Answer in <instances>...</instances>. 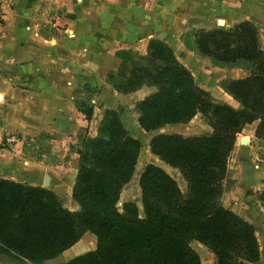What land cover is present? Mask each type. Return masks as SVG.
Instances as JSON below:
<instances>
[{
	"label": "trees",
	"instance_id": "1",
	"mask_svg": "<svg viewBox=\"0 0 264 264\" xmlns=\"http://www.w3.org/2000/svg\"><path fill=\"white\" fill-rule=\"evenodd\" d=\"M193 36L196 51L215 64L248 70L240 77L220 79L236 106L198 85L158 38L148 39L143 53L116 50L119 61L106 73L120 93L142 84L153 86L133 106L144 130L201 114L209 130L158 132L148 140L149 151L176 169L184 189L163 167L148 162L137 177L141 214L133 200L117 205L140 142L119 113L106 107L93 134L78 132L70 187L77 209L63 206L48 187L0 177V252L28 264H44L88 230L94 234V247L54 264H200L192 239L209 250L212 264H249L258 258L253 224L224 206L220 196L241 126L256 120L254 136L264 143V50L259 32L243 19L229 27L197 28ZM73 102L89 120L91 102L79 95ZM257 197L264 203L263 188Z\"/></svg>",
	"mask_w": 264,
	"mask_h": 264
},
{
	"label": "crops",
	"instance_id": "2",
	"mask_svg": "<svg viewBox=\"0 0 264 264\" xmlns=\"http://www.w3.org/2000/svg\"><path fill=\"white\" fill-rule=\"evenodd\" d=\"M0 10V136L14 139L0 147V177L43 186L47 174L45 187L69 209L78 208L69 198L76 134L95 123L93 134L102 110H117L124 95L106 80L119 61L116 50L143 53L148 39L158 38L191 73L240 77L248 70L198 53L193 34L243 19L256 26L264 50V0H0ZM78 95L92 104L89 120L74 106ZM255 124L244 123L236 135L220 200L253 224L259 254L249 264H264V203L257 197L264 189V152L255 148Z\"/></svg>",
	"mask_w": 264,
	"mask_h": 264
},
{
	"label": "rangeland",
	"instance_id": "3",
	"mask_svg": "<svg viewBox=\"0 0 264 264\" xmlns=\"http://www.w3.org/2000/svg\"><path fill=\"white\" fill-rule=\"evenodd\" d=\"M219 66H227V65H219ZM192 72H193L192 74H193V78L195 79V81L204 84L206 88H208L207 90L212 95L213 98L226 101L225 99H223V97H226V96L221 91L222 87L220 86V79H221L220 75L214 73L213 71H206V73L204 72L201 73V70L199 69H197L196 71H192ZM152 89H153L152 85L142 84L140 87L136 88L133 91L123 93L124 95H120V98L122 99L120 100L117 106L118 109L117 110L115 109L119 113V116L122 122L124 123L125 127L128 129V131L133 136H135L140 142L138 155H137L136 162L134 165V170L132 172L130 179L122 186L120 190L119 197L117 200V205L120 207L123 201L133 200L138 206V212L140 214H141V211H140L139 188L137 185V177L145 163L151 162V163H154V164H157L163 167L169 174H171L176 179L178 186L181 189H184V182L179 177V174L176 171V169L165 164L160 159H158L156 155L152 154L149 151L148 140L150 136L158 132H179L183 134H188V133H197V132L206 131L205 130V120L203 119L200 113H196L193 116V118L189 119L187 122L167 123L158 128L151 129V130L142 129L136 121V113L134 111L133 106H134V102L137 99L141 98L142 96L147 94ZM231 102L232 103L230 102L228 103H230L233 106L237 105L236 101H231ZM94 125L95 123H92L91 128H90L91 131H93ZM82 129L86 133L91 134V131L89 132V129L87 127L82 128ZM83 130H81V132H84ZM77 136H78V133L76 134V137ZM13 141L14 139L11 140V142ZM258 144L260 145L261 149L258 146L255 148L258 150H262L264 152V143L258 141ZM75 145H77V139H74V147ZM7 146L8 145H2L0 147H7ZM64 159L66 158L62 156L61 160L63 161ZM70 175H71V172H68L67 174H65V177L67 178ZM69 198H71L70 195H69ZM77 240L79 241L74 246H72L69 250H65V251L63 250L56 256L44 260V264H54V263H58L61 261H65L69 257L76 255L77 253H81L86 250L92 249L95 245L94 234L88 230L82 232V234L79 236ZM79 245H82L83 249L74 252V249L77 248ZM190 245L197 251L199 258H200V264H212V255L203 244L196 241L195 239H192L190 240ZM0 264H28V263L22 262L12 257L8 253L0 252Z\"/></svg>",
	"mask_w": 264,
	"mask_h": 264
},
{
	"label": "built area",
	"instance_id": "4",
	"mask_svg": "<svg viewBox=\"0 0 264 264\" xmlns=\"http://www.w3.org/2000/svg\"><path fill=\"white\" fill-rule=\"evenodd\" d=\"M0 21H1V10H0ZM12 139H13L12 136H8V135L0 136V146L8 144L9 142H11Z\"/></svg>",
	"mask_w": 264,
	"mask_h": 264
},
{
	"label": "water",
	"instance_id": "5",
	"mask_svg": "<svg viewBox=\"0 0 264 264\" xmlns=\"http://www.w3.org/2000/svg\"><path fill=\"white\" fill-rule=\"evenodd\" d=\"M240 142H244V138L243 137L240 138ZM42 184H43V186H47L48 185V175L47 174L44 175V179H43Z\"/></svg>",
	"mask_w": 264,
	"mask_h": 264
}]
</instances>
